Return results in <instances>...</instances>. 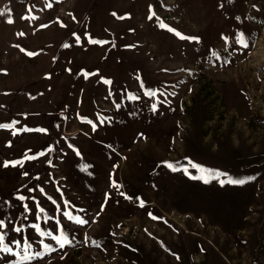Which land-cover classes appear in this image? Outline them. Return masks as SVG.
I'll list each match as a JSON object with an SVG mask.
<instances>
[{
	"label": "rangeland",
	"instance_id": "1",
	"mask_svg": "<svg viewBox=\"0 0 264 264\" xmlns=\"http://www.w3.org/2000/svg\"><path fill=\"white\" fill-rule=\"evenodd\" d=\"M0 10V125H14L0 127V218L18 220L27 203L19 223L59 220L72 240L45 238L57 251L33 264H264V0H0ZM37 203L55 219L37 221Z\"/></svg>",
	"mask_w": 264,
	"mask_h": 264
},
{
	"label": "snow or ice",
	"instance_id": "2",
	"mask_svg": "<svg viewBox=\"0 0 264 264\" xmlns=\"http://www.w3.org/2000/svg\"><path fill=\"white\" fill-rule=\"evenodd\" d=\"M223 6V5H221ZM149 19H153V17L156 16V13L154 12L152 6H149ZM5 15V12L3 10H0V16ZM23 19H26L27 17H22ZM239 20L240 18L237 17ZM8 23H13L11 19L7 21ZM162 28H167L168 31L173 32L175 35H177L181 39H188V40H195L196 42H199L198 37H184L182 36L179 32H177L175 29H172L168 27L165 24L160 25ZM75 35V34H74ZM77 42L79 43V37H76ZM90 43H104V42H98L96 40H92L91 38L89 39ZM237 43L241 45L243 48L248 47V43L246 42L244 38V34L241 32L237 36ZM64 47H69L68 44H65ZM29 55H33L32 53H28ZM105 83H111V81H105ZM141 87L143 85L141 84ZM145 95L152 97L156 95L155 91H146ZM131 99H137L136 97H130ZM119 107V105H117ZM153 110H155V105H153ZM100 123L103 124L104 120L101 119ZM14 125H0V127H8L11 128ZM93 128L95 129V125H93ZM24 131H30L29 129H24ZM37 131H45L43 129H37ZM14 135L16 133H13ZM51 150V149H50ZM43 155V153H41ZM26 159H35V157H26ZM3 167L7 168L9 166L11 167H23V161H5L2 165ZM87 165L85 166V169H87ZM171 167V166H170ZM207 171V170H205ZM213 175L219 176V173H211ZM24 175H27V173H24ZM226 175V174H225ZM253 179L252 177H248L245 179H228L227 181H220L221 184L227 182L231 184H244L248 180ZM206 183L208 181H205ZM114 186L115 182H114ZM29 191H35V189H29ZM42 191V190H41ZM121 195H124L121 193ZM106 198L107 194H106ZM14 199L24 202L28 199V197H25L23 195H17L14 197ZM34 199V198H33ZM55 203V202H53ZM4 204L9 208H13L14 206L11 204L10 201H4ZM23 209L24 213L21 214V217L24 221L28 220V216L32 214V209L29 207L27 203H23ZM141 206H143V202H141ZM65 207H67V203L65 204ZM37 208V213H36V220H43L44 224H48L50 221L54 220L55 217L49 216L45 210L40 207V205L37 203L36 204ZM60 211V209H57ZM40 213H43V217H41ZM62 215L66 217L68 220L73 221L75 223H78L80 225H85L88 223V221L80 218V217H75L73 216L70 212L68 211H63ZM14 221L10 218V213L5 216V218H0V253L5 254V256H12L15 259L10 261V264H33L34 261H39L42 260L45 256L50 255L52 252L57 251L56 247H53L51 244L45 243V238L50 239L51 241H54L55 244L58 246L59 249H64L66 246L72 245V240L69 239L68 234L65 232L64 228L61 226L60 221L57 220L56 224L53 226L52 230H46L42 228L41 223L37 222H32L28 223L27 225L19 223V219ZM25 228L30 229L33 231L35 234H37L40 239L38 241L39 245L41 246L42 250L40 251H33V244L31 242V239L27 235H22L25 232ZM12 233H15L16 236L21 237V239H15L11 236H9V230ZM179 259V257H177Z\"/></svg>",
	"mask_w": 264,
	"mask_h": 264
}]
</instances>
